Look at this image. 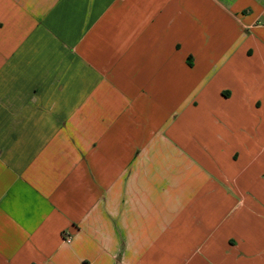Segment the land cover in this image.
Listing matches in <instances>:
<instances>
[{"label":"crops","instance_id":"1","mask_svg":"<svg viewBox=\"0 0 264 264\" xmlns=\"http://www.w3.org/2000/svg\"><path fill=\"white\" fill-rule=\"evenodd\" d=\"M0 264H264V0H0Z\"/></svg>","mask_w":264,"mask_h":264}]
</instances>
